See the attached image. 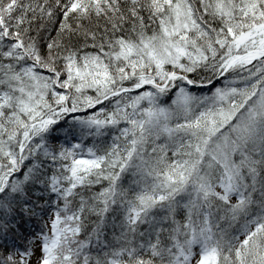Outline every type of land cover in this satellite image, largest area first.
Here are the masks:
<instances>
[{"label":"snow or ice","instance_id":"6c2138e0","mask_svg":"<svg viewBox=\"0 0 264 264\" xmlns=\"http://www.w3.org/2000/svg\"><path fill=\"white\" fill-rule=\"evenodd\" d=\"M0 264H264V0H0Z\"/></svg>","mask_w":264,"mask_h":264}]
</instances>
